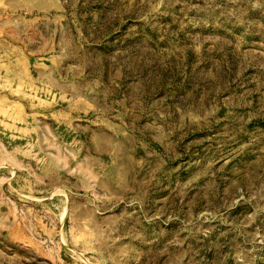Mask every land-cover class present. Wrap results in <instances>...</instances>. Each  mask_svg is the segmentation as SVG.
<instances>
[{"label": "rangeland", "instance_id": "rangeland-1", "mask_svg": "<svg viewBox=\"0 0 264 264\" xmlns=\"http://www.w3.org/2000/svg\"><path fill=\"white\" fill-rule=\"evenodd\" d=\"M0 264H264V0H0Z\"/></svg>", "mask_w": 264, "mask_h": 264}]
</instances>
